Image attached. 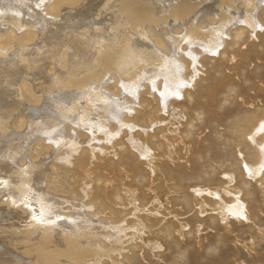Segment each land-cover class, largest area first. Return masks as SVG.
Listing matches in <instances>:
<instances>
[{"label": "bare ground", "instance_id": "6f19581e", "mask_svg": "<svg viewBox=\"0 0 264 264\" xmlns=\"http://www.w3.org/2000/svg\"><path fill=\"white\" fill-rule=\"evenodd\" d=\"M78 1L0 0V39L6 29L12 41L23 32L32 43L6 50L0 44V185L6 186L0 189V264L116 260L111 259V238H118L121 228L115 227L111 236L105 230L108 223L88 205L91 201L73 204L51 191L48 161L74 165L83 145L91 155L100 147V135L111 143L126 124L123 115L136 111L123 95L109 92L108 80L114 78L135 102L145 96L138 83L149 80L167 109L173 105L170 96L181 95L186 85L193 87V77L179 80L183 67L176 41L186 42L190 57L194 44L216 53L229 26L247 21L256 27L258 12L253 9L264 5V0ZM155 59L157 70L145 75L141 70ZM101 61L112 74L102 75ZM157 77L164 80L162 91L161 85L155 87ZM35 141L46 148L37 158L30 153ZM258 147L264 166V145ZM63 203L71 204L74 216L52 214L64 212ZM30 204L39 210V220L20 228L13 220L26 216Z\"/></svg>", "mask_w": 264, "mask_h": 264}, {"label": "rangeland", "instance_id": "374dc122", "mask_svg": "<svg viewBox=\"0 0 264 264\" xmlns=\"http://www.w3.org/2000/svg\"><path fill=\"white\" fill-rule=\"evenodd\" d=\"M253 10L258 25L233 22L216 53L194 44L190 57L186 42L176 41L184 75L178 79L193 77V87L170 96L167 109L149 80L138 83L145 96L136 102L114 78L108 80L109 92L123 95L136 111L123 115L126 124L111 143L100 135L91 155L83 145L74 165L48 161L51 191L73 204L91 201L111 236L121 228L111 238V259L117 258H104L105 264H264V166L258 147L264 145V5ZM18 34L12 41L10 30L1 31L4 50L32 45ZM152 61L141 70L145 75L157 70L158 61ZM103 63L102 75L112 74ZM163 82L157 77L155 87L162 91ZM114 125L111 121L113 130ZM38 143L32 144L33 158L45 153ZM62 206L64 212L52 214L74 216L70 203ZM26 207L27 215L13 220L25 229L40 215L33 204Z\"/></svg>", "mask_w": 264, "mask_h": 264}]
</instances>
